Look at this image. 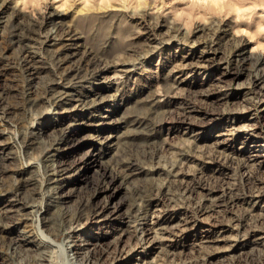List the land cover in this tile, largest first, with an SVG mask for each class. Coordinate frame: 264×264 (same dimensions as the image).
<instances>
[{
    "label": "rangeland",
    "instance_id": "374dc122",
    "mask_svg": "<svg viewBox=\"0 0 264 264\" xmlns=\"http://www.w3.org/2000/svg\"><path fill=\"white\" fill-rule=\"evenodd\" d=\"M14 3L0 264H264V58L233 20L185 36L179 0L35 18Z\"/></svg>",
    "mask_w": 264,
    "mask_h": 264
},
{
    "label": "clouds",
    "instance_id": "9594fccd",
    "mask_svg": "<svg viewBox=\"0 0 264 264\" xmlns=\"http://www.w3.org/2000/svg\"><path fill=\"white\" fill-rule=\"evenodd\" d=\"M114 2L124 6L126 11L141 14L151 10L155 14L171 9L178 0H15L14 8L21 13L44 14L50 4L66 14L80 6L81 12L111 9ZM182 7L174 8L169 24L176 26L185 36L191 35L198 26H210L220 18L232 19L233 35L253 44L251 53L264 58V0H179ZM254 24V27L252 26ZM245 25V26H241Z\"/></svg>",
    "mask_w": 264,
    "mask_h": 264
},
{
    "label": "bare ground",
    "instance_id": "6f19581e",
    "mask_svg": "<svg viewBox=\"0 0 264 264\" xmlns=\"http://www.w3.org/2000/svg\"><path fill=\"white\" fill-rule=\"evenodd\" d=\"M26 48V47H25ZM73 53V52H72ZM208 58V57H207ZM215 58V57H214ZM201 64V63H200ZM68 92H70V91H68ZM72 92V91H71ZM77 94V93H76ZM63 96V95H62ZM71 98H73V97H71ZM77 98V97H76ZM81 99V98H80ZM83 99V98H82ZM87 100V99H86ZM61 102V101H60ZM73 104V103H72ZM77 105V104H76ZM62 106V105H61ZM84 106V105H83ZM64 107V106H63ZM66 107V106H65ZM82 107V106H81ZM67 108V107H66ZM70 108V107H69ZM69 110V109H68ZM71 110V109H70ZM63 111V110H62ZM252 136V135H251ZM104 142V141H103ZM100 143V142H99ZM67 145V144H66ZM258 145V144H257ZM70 147V146H69ZM257 147V146H256ZM66 147H64V149H65ZM68 166V165H67ZM64 172V171H63ZM111 172V171H110ZM60 175V174H59ZM113 177V176H112ZM114 178V177H113ZM59 179V178H58ZM115 180V179H114ZM109 204V203H108ZM32 207V206H31ZM106 207V206H105ZM108 207V206H107ZM104 209V208H103ZM113 209V208H112ZM102 210V209H101ZM100 210V211H101ZM99 211V210H98ZM97 211V212H98ZM115 213V212H114ZM4 214V213H3ZM98 214V213H97ZM97 214H95V215H97ZM108 215V214H107ZM107 215H105V217H107ZM94 216V215H93ZM104 217V216H103ZM104 217V218H105ZM115 217V216H114ZM113 218V217H112ZM117 218V217H116ZM102 219V218H101ZM97 221V220H96ZM128 223V222H127Z\"/></svg>",
    "mask_w": 264,
    "mask_h": 264
}]
</instances>
